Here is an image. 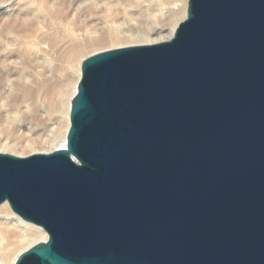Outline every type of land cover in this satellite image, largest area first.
I'll list each match as a JSON object with an SVG mask.
<instances>
[{"label": "water", "instance_id": "water-1", "mask_svg": "<svg viewBox=\"0 0 264 264\" xmlns=\"http://www.w3.org/2000/svg\"><path fill=\"white\" fill-rule=\"evenodd\" d=\"M65 143L0 154L13 264H264V0H188L172 38L82 60Z\"/></svg>", "mask_w": 264, "mask_h": 264}, {"label": "bare ground", "instance_id": "bare-ground-1", "mask_svg": "<svg viewBox=\"0 0 264 264\" xmlns=\"http://www.w3.org/2000/svg\"><path fill=\"white\" fill-rule=\"evenodd\" d=\"M187 4L0 0V154L25 158L62 148L82 60L170 40L186 18ZM55 56L61 57L63 69L55 67ZM62 70L66 82L55 76ZM46 239L42 228L23 221L7 203L0 205V264H13L19 254Z\"/></svg>", "mask_w": 264, "mask_h": 264}, {"label": "rangeland", "instance_id": "rangeland-1", "mask_svg": "<svg viewBox=\"0 0 264 264\" xmlns=\"http://www.w3.org/2000/svg\"><path fill=\"white\" fill-rule=\"evenodd\" d=\"M54 62H55V67H57V69H63V64L61 63V57L55 56L54 58ZM54 72H60L58 70H55ZM64 70H62L61 75L59 73H55L56 78L58 79L59 82H66L67 81V76L63 74ZM70 71H68L69 75H72L69 73ZM67 73V72H65ZM43 98V96L41 97ZM46 110L48 109V106H45Z\"/></svg>", "mask_w": 264, "mask_h": 264}]
</instances>
